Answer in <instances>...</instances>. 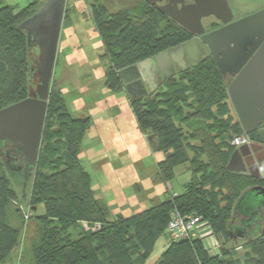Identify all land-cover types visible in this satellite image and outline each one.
I'll return each mask as SVG.
<instances>
[{
	"label": "trees",
	"instance_id": "obj_1",
	"mask_svg": "<svg viewBox=\"0 0 264 264\" xmlns=\"http://www.w3.org/2000/svg\"><path fill=\"white\" fill-rule=\"evenodd\" d=\"M45 1L33 0L18 9L0 0V110L28 97L36 52H30L18 26ZM90 9L103 48L101 58L107 63L105 86L114 92L121 89V70L188 39L182 27L143 0L114 12L94 0ZM162 87L144 98L129 100L136 127L155 137L154 150L163 156L156 163L155 184L172 181L178 166L187 165L190 178L175 196L163 202L150 199V208L109 220L110 209L96 198L91 177L78 157L90 119L73 117L63 96L50 86L40 151L26 181L27 197L22 198L34 228L21 264H145L157 240L166 235L173 210L201 217L217 241L218 252L211 254L202 238L167 239L168 245L154 264H239L233 253L237 248L228 247L233 207L246 189H264V175L254 178L226 169L235 150L231 141L243 135L233 117L227 85L213 60L207 58L167 79ZM248 138L264 150V120ZM3 161L0 155V264H8L27 214L23 215L20 206L10 210L17 194ZM24 182L22 175L23 189ZM39 206L43 214L35 215ZM240 247L246 251L245 264H264L263 229Z\"/></svg>",
	"mask_w": 264,
	"mask_h": 264
},
{
	"label": "water",
	"instance_id": "obj_2",
	"mask_svg": "<svg viewBox=\"0 0 264 264\" xmlns=\"http://www.w3.org/2000/svg\"><path fill=\"white\" fill-rule=\"evenodd\" d=\"M147 1L155 4L161 0ZM219 1L222 9H207L208 3L201 0L197 6L186 9L159 10L185 31L200 36L199 41L209 50L221 75L230 73L235 76L227 88V96L243 134L248 136L256 132L264 120V43L255 54L253 50L247 51L255 38H259L257 44L264 38V9L204 34L202 17L214 15L223 23L232 18L226 1ZM65 4L66 0H46L31 17L18 26L26 35L30 52H36L30 68L33 81L27 98L0 110V153H12L22 162L17 170L24 176V188L36 167L40 151ZM222 14L227 15V18L221 17ZM195 46L194 41H189L121 70L118 76L126 81L124 89L130 99L153 93L157 88L152 83L153 72L173 69L182 58L191 56L190 48ZM176 50L179 56H176ZM133 71L138 74L128 79ZM261 164H264V150L260 145L250 142L233 151L226 169L262 178L264 168L261 170ZM257 211L264 212V189L260 186L246 189L235 202L233 217L229 223L230 238L235 215L249 221ZM244 222L247 221L243 220Z\"/></svg>",
	"mask_w": 264,
	"mask_h": 264
},
{
	"label": "rangeland",
	"instance_id": "obj_3",
	"mask_svg": "<svg viewBox=\"0 0 264 264\" xmlns=\"http://www.w3.org/2000/svg\"><path fill=\"white\" fill-rule=\"evenodd\" d=\"M32 1L3 0V5L21 9ZM100 1L111 12L138 2V0ZM93 2L94 0H66L65 18L62 21L51 89L59 91L63 96L73 117L90 119V128L83 138L78 157L83 168L89 173L91 182L108 184V188L103 187L107 189V192H104L105 196L113 192L112 200L104 199L111 213L109 220H113L117 216L126 218L150 208L151 197H157L163 202L171 194L179 193L182 185L187 183V176L190 177V173L186 170L187 165L178 166L174 171V178L169 183L153 182L156 163L161 161L163 156L154 150L155 137L151 134H142L136 127L135 117L124 89L126 81L119 77L121 89L117 92L105 86L107 63L101 58L103 48L92 25L90 8ZM263 3L264 0H252L250 6ZM250 10L254 9H235V13L242 15ZM129 78L131 75H128ZM162 88L161 86L160 90ZM233 117L236 118L234 114ZM260 167L263 170L264 164ZM5 169L17 194V200L11 203L10 210L14 211L15 207L20 206L23 215L27 214L23 217L18 247L8 263L21 264L26 240L34 228V221L30 219L31 211L27 203L22 202V198L27 197L29 187L22 188V177L19 184L14 183L12 171L6 166ZM136 186L139 188L138 192L135 190ZM34 213L43 214L42 206ZM258 213L262 214L259 226L263 224L264 228V212ZM236 216L237 219L242 217L238 214ZM235 223L232 224V241L228 247H236V251L233 252L235 258L239 264H245L246 251L240 246L249 238L250 231L248 227L244 228ZM253 226L251 228L254 229ZM210 237L204 238V244L210 253L214 254L218 252L216 250L218 244L214 236ZM167 239L166 235H162L157 240L145 264H154L157 261L168 245Z\"/></svg>",
	"mask_w": 264,
	"mask_h": 264
},
{
	"label": "flooded vegetation",
	"instance_id": "obj_4",
	"mask_svg": "<svg viewBox=\"0 0 264 264\" xmlns=\"http://www.w3.org/2000/svg\"><path fill=\"white\" fill-rule=\"evenodd\" d=\"M143 1L147 4H149V6L154 7L155 9L159 10V9H173V8H175V9H183V8L186 9L188 7L197 6L198 2L201 0H161V1L156 2L155 4H152L151 2H149L147 0H143ZM203 1H206L208 3L207 9H222V7L219 5V2H220L219 0H203ZM225 1H226V7H227V9L230 10L232 18L228 22L223 23L220 19L216 18L214 15L202 17L201 18V24H202V27L204 30V34H208L210 32H213L217 29H220L226 25H229L231 23L239 21L243 18H246V17L264 9V3L262 5L260 4L257 6H250V3L252 0H225ZM253 1H255V0H253ZM235 9H254V10H250V11H248L242 15H237L235 13ZM221 17L227 18V15L222 14ZM187 33H188V39L184 43H187L189 41H194L195 45H196L195 48H190L191 56L190 57L185 56L184 58H182L180 62H178L177 64H175L173 66V69L166 68L163 72H155L154 71L152 83H154L157 86L156 91H157V89L158 90L160 89V87L163 85V83L167 79L175 77L178 73L185 71L191 65L198 64L207 58H210L211 60H213V58L210 55L207 47L199 41L200 36L192 35L189 32H187ZM258 41H259V38H255V41L252 43V45L247 47V51L253 50V54H255L258 50H260L261 46L264 43V38H263V40H261L260 43L257 44ZM184 43H182L181 45H183ZM174 48H176V47H174ZM167 51H169V50H167ZM175 53H176V56H179L178 50H176ZM213 62H214V60H213ZM222 77H223V79L227 85L226 88H228L230 83L235 78V76H232L230 73H226L224 76L222 75ZM150 88L152 89L154 87L151 86ZM150 94H153V93H149L148 95H150ZM144 97H146V96H144ZM144 97H141V98H144ZM141 98H137V99H141ZM228 101H229V99H228ZM0 155H1L2 159L4 160L5 166L8 167L10 169V171H12L11 175H13L14 183L19 184L20 183V177H22V172L17 170V167L20 166L19 165L20 164L19 158L18 159L15 158L12 153L9 155H5V154L0 153ZM12 164H14V165H12ZM238 216H240V215H238ZM261 217H262V214L260 215V213H257L255 216H253L248 221L244 217L237 219L238 217L235 215L236 220L233 222V224L236 222L235 224L243 226L244 228L248 227L249 231H250L248 236H250L251 234L259 232L260 229L264 230V228H262V226H259V224L261 222ZM243 220L244 221L246 220L247 222L243 223ZM253 225L255 226V228L257 226L259 229L254 230L255 228L254 229L251 228V226H253Z\"/></svg>",
	"mask_w": 264,
	"mask_h": 264
},
{
	"label": "built area",
	"instance_id": "obj_5",
	"mask_svg": "<svg viewBox=\"0 0 264 264\" xmlns=\"http://www.w3.org/2000/svg\"><path fill=\"white\" fill-rule=\"evenodd\" d=\"M249 144L250 140L248 136L244 134L234 137L231 141V145L235 149ZM175 195L176 194H173V196ZM165 233L168 240L173 242L211 238L210 236H212L201 217L191 214H182L177 210H173L170 213Z\"/></svg>",
	"mask_w": 264,
	"mask_h": 264
},
{
	"label": "crops",
	"instance_id": "obj_6",
	"mask_svg": "<svg viewBox=\"0 0 264 264\" xmlns=\"http://www.w3.org/2000/svg\"><path fill=\"white\" fill-rule=\"evenodd\" d=\"M136 74H138V72L137 71H133L132 73H130L129 75H131V76H136ZM126 92V91H125ZM127 94V93H126ZM128 95V94H127ZM129 100H131L130 99V97L128 96V101ZM149 140V139H148ZM148 140H146V145H147V141ZM147 147H148V145H147ZM149 149V148H148ZM189 176H187V179L189 180ZM93 184H92V188H93V190H94V192H95V195H96V198H98V199H101V200H103V201H105L104 199L105 198H107V199H110L111 198V200L113 199V192L111 191V195H108V196H105L106 194H104V192H107V189H104L103 187L105 186V187H107L108 188V184H104V183H102V182H92ZM173 194H176V193H173ZM153 198H156V197H153ZM152 197L150 198V199H153ZM149 199V200H150ZM107 203V202H106ZM84 227H85V225H84Z\"/></svg>",
	"mask_w": 264,
	"mask_h": 264
}]
</instances>
